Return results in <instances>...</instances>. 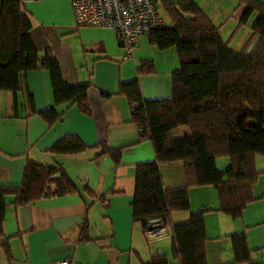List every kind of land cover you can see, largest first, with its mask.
Listing matches in <instances>:
<instances>
[{
    "label": "crops",
    "instance_id": "crops-1",
    "mask_svg": "<svg viewBox=\"0 0 264 264\" xmlns=\"http://www.w3.org/2000/svg\"><path fill=\"white\" fill-rule=\"evenodd\" d=\"M153 1L160 17L162 14L165 18L162 0ZM191 1L219 27L220 36L223 26L216 25L209 15H217L223 23L220 17L231 15V0L228 8L226 0ZM238 1L241 4L242 0ZM22 7L30 21L29 39L38 55L45 50L50 52L67 86H89V114L80 113L75 104L55 105L44 70L24 74L21 92L15 96L0 91V185L17 186L29 161L59 166L76 188L74 193L22 207H13L12 197H5L2 233L7 240L2 245L0 239V264H49L62 260L69 264H144L153 254H163L170 264H178L169 258V228L168 237L148 240L142 227L131 220L134 167L151 162L154 157L148 141L138 142V128L129 122L127 101L115 95L119 82L137 78L143 100L170 98V76L178 66L174 51L158 50L150 44L149 35H142L132 49V58L124 60L113 31L73 26L68 0H23ZM240 16L234 19L231 33L235 32L228 43L242 28L235 29ZM142 60L152 63V74L136 77L135 68ZM48 108H53L59 117L49 125L38 116ZM65 135L75 136L87 149L72 156L53 157L47 149ZM187 135L186 128L171 131L173 139ZM96 144L118 149V164L114 165L106 154L98 156ZM217 160L218 170L227 165ZM257 165L256 160V169ZM159 173L166 189L185 183L180 162L160 164ZM253 186L251 193L256 201L246 207L240 219L231 220L211 211L217 209L216 193L211 187H203L187 191L188 211L172 213L170 223H185L189 214L204 210L207 264L230 262L227 237L234 233L244 234L250 261L264 264L256 256L264 247L263 235L246 234L249 228L264 226V207H258L263 193L255 194ZM248 238L253 248L249 247ZM218 244L222 249H218Z\"/></svg>",
    "mask_w": 264,
    "mask_h": 264
},
{
    "label": "trees",
    "instance_id": "trees-1",
    "mask_svg": "<svg viewBox=\"0 0 264 264\" xmlns=\"http://www.w3.org/2000/svg\"><path fill=\"white\" fill-rule=\"evenodd\" d=\"M22 1L0 0V91L15 96L21 92L24 74L44 70L54 104H75L80 113L88 115L89 86H67L50 52L38 55L29 39L31 26ZM161 2L167 23L148 38L158 50L172 49L175 53L178 66L170 76V98L143 100L137 78L119 82L115 91L128 103L129 122L138 128V142L148 141L154 157L134 167L131 220L142 227L143 233L150 220L168 226L171 261L207 264L202 219L205 211L189 214L182 224L171 225L170 216L188 211L187 191L191 188L211 187L217 198V209L211 211L231 220L240 219L246 207L256 201L251 193L258 176L254 163L256 157L264 159V4L258 0L241 1L244 11L235 29L245 25L251 15L254 18L250 36L240 50L232 51L228 40L235 30L222 41L219 27L191 0ZM251 41L254 43L248 50ZM152 71V63L142 60L135 75H149ZM38 116L47 125L59 118L53 108ZM176 128H186L188 135L173 139L171 131ZM94 146L99 148L98 156L106 154L114 165L118 164V149H108L104 144ZM86 149L78 138L65 135L47 152L53 157L72 156ZM216 159H227L225 170H217ZM171 162L182 164L185 183L166 189L159 166ZM74 192L75 185L59 166L28 161L17 186L0 185L2 245L7 240L2 233L5 197H12L13 207H22ZM227 238L231 260L226 264H255L250 261L243 233ZM144 264L170 263L163 254H153Z\"/></svg>",
    "mask_w": 264,
    "mask_h": 264
},
{
    "label": "built area",
    "instance_id": "built-area-1",
    "mask_svg": "<svg viewBox=\"0 0 264 264\" xmlns=\"http://www.w3.org/2000/svg\"><path fill=\"white\" fill-rule=\"evenodd\" d=\"M75 28L87 27L113 31L124 59L132 58L131 50L137 39L162 29L164 23L151 0H68ZM144 234L148 240L165 236L157 220L146 223ZM49 264H69L67 260Z\"/></svg>",
    "mask_w": 264,
    "mask_h": 264
},
{
    "label": "rangeland",
    "instance_id": "rangeland-1",
    "mask_svg": "<svg viewBox=\"0 0 264 264\" xmlns=\"http://www.w3.org/2000/svg\"><path fill=\"white\" fill-rule=\"evenodd\" d=\"M197 1H199V0H197ZM258 1H260L261 3L264 4V0H258ZM231 3H232V11H231L230 17H228V16L227 17H220V18H223V20H224L223 23H220V21H218L219 17L217 15H212L213 13H211L209 15L210 18L213 21H215L216 25H218V26L222 25L223 26L220 28V36L223 40H226L227 37L229 36V34L231 33L233 26H234V19L237 18L238 16H240L244 11L243 6L239 3L238 0H231ZM228 4H229V2H228V0H226L227 8H228ZM159 13L161 14L160 10H159ZM161 16L163 18V21L166 23L165 18L163 17L162 14H161ZM253 18H254L253 15H251L247 19L246 24L238 30V32L235 34L234 38L229 43V49H231L232 51H238L241 49L242 45L244 44V42L249 37V26H250L251 22L253 21ZM253 43L248 45V48H247L248 50L251 49V46L253 45ZM256 160L258 161L257 169L255 167V163H254V168H255L256 172L258 173V176L255 179V182H254L255 185L254 184L253 185L255 186V188H254L255 194L260 195L261 193H263L259 199V202L261 204L258 207L260 208V207H264V172H260L258 170H264V169H262V168H264V159L260 158V157H256L255 161ZM217 161H224L226 164H228L227 159H219ZM219 166H220V164H219ZM226 167H227V165L225 167H223V169H219V170L217 169V170L223 171V170H225ZM259 176H260V178L258 179ZM256 180H257V182H256ZM247 209H248V211H251L252 209H254V207L253 208H247ZM246 234H247V236L252 235V234L263 235V238H262L263 241L261 244L264 246V226L259 227V228H249V229H247ZM166 237H168V235ZM247 242H248L249 247L253 248L251 245L252 241L249 238L247 239ZM218 249H222L221 244H218ZM256 256H257V260L259 262L264 263V247L259 252H257Z\"/></svg>",
    "mask_w": 264,
    "mask_h": 264
},
{
    "label": "bare ground",
    "instance_id": "bare-ground-1",
    "mask_svg": "<svg viewBox=\"0 0 264 264\" xmlns=\"http://www.w3.org/2000/svg\"><path fill=\"white\" fill-rule=\"evenodd\" d=\"M151 2L153 3V0H151ZM154 4V3H153ZM154 6H155V4H154ZM156 7V6H155ZM79 28H83V27H79ZM162 227H163V229H164V232H165V236H164V238L167 236V229H168V226H164L163 224H162Z\"/></svg>",
    "mask_w": 264,
    "mask_h": 264
}]
</instances>
